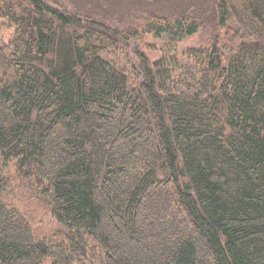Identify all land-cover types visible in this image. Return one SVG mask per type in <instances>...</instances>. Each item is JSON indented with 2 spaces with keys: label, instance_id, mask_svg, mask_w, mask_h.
Masks as SVG:
<instances>
[{
  "label": "trees",
  "instance_id": "obj_1",
  "mask_svg": "<svg viewBox=\"0 0 264 264\" xmlns=\"http://www.w3.org/2000/svg\"><path fill=\"white\" fill-rule=\"evenodd\" d=\"M58 1L0 0V264H264V0Z\"/></svg>",
  "mask_w": 264,
  "mask_h": 264
},
{
  "label": "rangeland",
  "instance_id": "obj_2",
  "mask_svg": "<svg viewBox=\"0 0 264 264\" xmlns=\"http://www.w3.org/2000/svg\"><path fill=\"white\" fill-rule=\"evenodd\" d=\"M196 1L197 0H59L58 2L73 11L79 8L78 4L87 12L91 13H95V7H101L107 12V18L100 19L110 26L120 27V30L124 32L125 30H132V32L140 30L142 24L146 21V16L149 14H157L159 17L174 20L187 11H202V14H204L208 20L207 27H203L198 34L185 41V46L186 44L195 46L205 44L211 40L216 33V30H214L216 28L214 25L216 13L213 0H205L206 4L204 6L198 3L195 7L191 8V5L195 4ZM7 33L5 28H0L1 35ZM147 38L150 40V37ZM112 57L113 54H110L109 58L111 59ZM122 58L126 61L125 56H122ZM117 59L120 61L119 56ZM21 208L27 215H33V219L38 217L35 210L37 209L38 211L39 206H36L34 201H26Z\"/></svg>",
  "mask_w": 264,
  "mask_h": 264
}]
</instances>
